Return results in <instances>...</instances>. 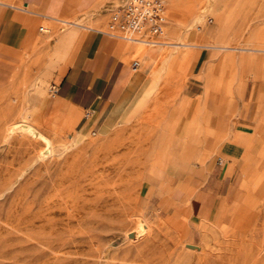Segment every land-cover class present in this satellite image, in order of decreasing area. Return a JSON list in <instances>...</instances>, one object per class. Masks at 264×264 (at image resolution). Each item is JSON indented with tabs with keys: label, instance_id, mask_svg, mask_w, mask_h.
I'll use <instances>...</instances> for the list:
<instances>
[{
	"label": "rangeland",
	"instance_id": "rangeland-1",
	"mask_svg": "<svg viewBox=\"0 0 264 264\" xmlns=\"http://www.w3.org/2000/svg\"><path fill=\"white\" fill-rule=\"evenodd\" d=\"M125 1L100 0L97 27ZM165 5L153 41L198 45L167 46L157 91L108 132L56 123L40 53L0 65V264H264V0L247 14L236 0ZM42 27L51 42L58 29ZM189 51L202 52L196 66ZM242 132V155L213 190L226 200H209L214 174L190 188L189 162L219 170L220 146Z\"/></svg>",
	"mask_w": 264,
	"mask_h": 264
},
{
	"label": "crops",
	"instance_id": "crops-1",
	"mask_svg": "<svg viewBox=\"0 0 264 264\" xmlns=\"http://www.w3.org/2000/svg\"><path fill=\"white\" fill-rule=\"evenodd\" d=\"M117 1L122 0H107V4ZM99 2L0 0V65L18 67L27 56L30 59V56L40 53L39 59L44 61L40 76L57 89L50 103V115L57 124L76 133L82 130L99 133L100 129L108 132L128 122L143 111L158 88L157 80L150 74L157 52L149 50L138 56L140 44L113 38L98 29L102 19L93 13ZM236 6L238 13L247 14L258 10L260 0H236ZM44 23L49 25L51 32L58 29L51 42L43 33ZM59 24L65 27L61 28ZM200 38L197 36L195 39ZM196 43L174 44L197 46ZM187 54V63L190 60L196 66L202 52L189 51ZM134 61L139 62L138 65H133ZM189 87L193 89L194 86ZM209 93L210 89L207 91L205 88V99ZM246 139L242 132L237 134L236 140L220 146V157L223 156L227 163L222 164L219 170H213L209 165L197 168L189 162L190 188H196L197 184L202 188L214 174L217 179L207 191L209 200H226L225 196L213 190L229 174V164L242 155V146L238 142ZM179 188H174L172 200H179ZM161 199L165 200L164 194H161ZM210 211L216 212L212 208Z\"/></svg>",
	"mask_w": 264,
	"mask_h": 264
},
{
	"label": "built area",
	"instance_id": "built-area-1",
	"mask_svg": "<svg viewBox=\"0 0 264 264\" xmlns=\"http://www.w3.org/2000/svg\"><path fill=\"white\" fill-rule=\"evenodd\" d=\"M167 24L165 0H126L110 13L103 33L113 38L150 43L161 36ZM133 65H138L136 61ZM57 89L49 88L52 97Z\"/></svg>",
	"mask_w": 264,
	"mask_h": 264
},
{
	"label": "bare ground",
	"instance_id": "bare-ground-1",
	"mask_svg": "<svg viewBox=\"0 0 264 264\" xmlns=\"http://www.w3.org/2000/svg\"><path fill=\"white\" fill-rule=\"evenodd\" d=\"M219 16V14H217ZM216 16V17H218ZM91 28H95V27H91ZM218 28V26H217ZM96 29V28H95ZM99 29V28H98ZM221 29V28H220ZM169 34H172V30L170 29V31H168ZM167 33V34H168ZM168 34V36H169ZM168 36H167V39H168ZM163 39H166V38H163ZM68 42H69V38H68ZM67 42V43H68ZM130 42V41H129ZM134 42V41H133ZM138 44H140V47L138 49V56H141V55H144L145 53H147L149 50H153L154 48H159V52H158V57L157 59L153 62L152 64V70L150 71L154 78H156L157 80L161 79V76L163 74V70H165V60L167 59L165 57V54H167V50H166V47L169 46V45H175V46H184V47H188L187 45L185 44H173V43H169V42H166V41H153V42H150V43H141V42H137ZM66 44V43H65ZM135 44V43H134ZM136 48V47H135ZM187 54V53H186ZM171 56V55H170ZM173 58V57H172ZM175 58V57H174ZM139 63V62H138ZM165 68V69H164ZM175 77V76H174ZM210 88L206 87V90L209 91ZM231 97V96H230ZM233 97V96H232ZM231 97V98H232ZM261 102V101H260ZM260 108V106H259ZM18 127H21V128H25L28 132H30L34 137H37V138H40L46 142H49L48 141V138L46 136H44L40 131H38L36 128L32 127V126H29L27 124H21L19 125ZM15 128H17V126L15 127H11L9 130H8V134H10L13 130H15ZM86 130H82L80 133H79V136L81 137H84L86 136L85 132ZM242 135V134H241ZM8 136V135H6ZM240 136V135H239ZM244 136V135H243ZM241 138V137H240ZM239 150V149H238ZM43 155V154H42Z\"/></svg>",
	"mask_w": 264,
	"mask_h": 264
}]
</instances>
